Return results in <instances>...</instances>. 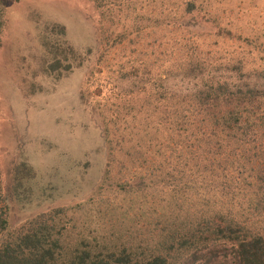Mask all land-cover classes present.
<instances>
[{
	"label": "rangeland",
	"instance_id": "rangeland-1",
	"mask_svg": "<svg viewBox=\"0 0 264 264\" xmlns=\"http://www.w3.org/2000/svg\"><path fill=\"white\" fill-rule=\"evenodd\" d=\"M112 1L113 5L100 8L91 0H5L8 25L0 49L2 187L7 191L14 168L27 162L34 170V185L42 203L32 211L24 206L20 211L19 203L15 204L16 224L55 207L87 201L95 193L91 185L84 191L81 187L100 180L98 165L103 169L109 156L110 146L105 145L102 134L104 119L110 116L107 110L114 112L132 101L138 109L143 101L153 102L154 112L150 117H138L143 122L126 123L128 129L123 126L120 133H112L111 140L119 136L124 147L113 143L116 162L109 183L129 181L135 187L147 177L151 188L144 194L157 197L164 190L170 193L163 187L165 177L159 178L161 173L177 169L192 183L205 182L209 187L215 179L232 184L235 190L264 188L260 181L264 172V123H247L244 115L237 132L227 133L226 126L216 122L226 115L228 107L222 111L203 108L198 99L214 78L238 82L241 74L236 69L243 65L252 85L258 82L255 80L264 72V0ZM190 1L196 4L192 14L187 13ZM55 24L65 28L75 50V54L63 53L66 56L61 65L74 60L82 63L69 72L61 68L53 73L49 69L59 55L54 50L47 52L39 39L48 25ZM127 31H131L128 40H116L118 34ZM83 93L92 95L87 106ZM160 95L165 98L159 99ZM258 99L264 101V95ZM94 106L100 107L102 114L92 112ZM238 107L241 110L240 104ZM72 126L91 128L92 136L88 140L82 131L85 143L80 144ZM130 132L139 144L148 147L138 150L145 158L137 159L132 167L131 156L123 151L132 148ZM58 143L72 145L73 152ZM68 159L70 165L66 167ZM123 163L124 170H118ZM120 191L108 190L99 206L110 201L114 223L119 225V214L126 213L131 227V218L143 216L144 209L139 208L131 192L126 195ZM202 195L218 202L219 207L228 201L217 193ZM243 198L240 195L236 200L241 206L231 207L237 206L234 213L248 207ZM179 204L191 205L193 211L202 207L201 198L194 192ZM155 209L160 210L158 205ZM255 213L244 212L260 228L247 230L264 233V212ZM175 215L180 217L181 227L190 225L186 214L178 211ZM180 226L173 228L179 231ZM132 237L128 236L127 242ZM172 258L173 264H195L188 253ZM232 261L230 257L227 263Z\"/></svg>",
	"mask_w": 264,
	"mask_h": 264
},
{
	"label": "trees",
	"instance_id": "trees-1",
	"mask_svg": "<svg viewBox=\"0 0 264 264\" xmlns=\"http://www.w3.org/2000/svg\"><path fill=\"white\" fill-rule=\"evenodd\" d=\"M91 1H94L100 8L113 2L112 0ZM194 3L191 1L187 3L188 14H192L196 10ZM7 7L5 0H0V49L3 45L4 30L8 25ZM130 35L131 31L120 33L116 40L124 43ZM39 39L47 52L52 53L54 50L56 52L54 54L59 55L55 64L49 66L53 73L61 68L69 72L82 66V63L76 64V60L67 66L61 65L66 56L63 54L64 52L75 54V50L71 46L73 41L66 38L63 26L48 25ZM245 69V65L236 69V72L241 75L238 76V82L236 81L234 84L214 78L215 82L213 80L212 85H208L198 97L199 104L203 108L211 106L222 111L224 106L228 107L225 111L226 115L218 118L216 122L217 125H225L227 133L234 130L236 133L238 124L245 118L247 123L251 121L254 123L256 120L264 123V101L258 99L261 94L264 95V85H262L264 84V72L255 80L258 82L252 85L251 77L245 74ZM109 86L111 87V85ZM85 94H82V100L87 106V98H92V95L89 94L86 97ZM102 95L98 94V96ZM117 98H119L118 95ZM158 98L163 99L165 96L160 95ZM229 98L230 100H227ZM143 103L141 109H138V105L132 101L114 112L107 110L110 116L104 119L102 134L103 137L105 136V145L110 146V148L108 147L109 156L104 163L105 166H102L103 169L98 165L99 169L96 172L99 174L100 180L89 182V185L81 187L83 191L87 190L86 187L89 188L90 185L94 187L95 193L91 194L87 201L83 200L76 205L69 204L67 208L55 207L16 224L13 211L16 207L15 204L19 203L20 211L23 206L32 211L42 205L38 201L39 195L34 185V170L27 162L17 165L13 173L10 174L7 191L2 187L0 172V264H173L171 262L173 255L174 258H177L186 253L191 255L195 264H213L216 261L219 264H228L227 260L230 257L233 260L232 264H264V233L250 232L249 230H258L260 226L255 224L254 219H250L244 214L247 210L254 214H256L255 212H264V188L257 187L256 191L248 190L252 192L235 190L236 188L232 184L215 179L214 184L209 187L205 182L192 183L191 179H188L183 175L184 173H181V170L177 169H174V172H160L159 178L165 177L163 187L164 189L168 187L170 193L168 190H164L157 197L144 194L151 188L147 177L141 178L140 183L135 187H131L132 183L129 181L122 182L121 180V182L109 183L114 173V162H116L113 143L115 141L121 149L124 147L119 136L114 141L110 137L114 132L120 133L123 126L128 129L129 126L126 123L143 122L138 117L152 115L154 112L151 109L153 102L143 101ZM238 104H240L241 110ZM147 107L149 108L147 109ZM95 110L102 114L100 107L94 106L92 112ZM227 116L230 117L227 118ZM86 128L81 130L78 126H72V130L75 132L74 136L79 139L80 144L85 143L82 131L88 135V140L92 136L91 128ZM249 128L252 129V127ZM131 133L128 142L132 148H124L123 151L131 156L133 161L130 162V165L132 167L137 159L144 160L145 156L141 151L148 147L145 144H139V139L134 138ZM93 136L95 137V135ZM74 139L68 140L73 141ZM57 145L67 147L73 152V149L70 148L72 145L68 143L65 145L58 143ZM56 149L58 150V148ZM65 162L66 167H69V159ZM123 168L124 163L118 170L123 171ZM76 177H81V175ZM260 181L264 182V172ZM115 188H120L126 195L131 192L133 198L137 197L140 203L138 204L139 208L144 209L141 213L143 216L131 218L133 221L131 227H129V217L127 218L126 213L119 212V214L117 212L119 225L114 223V209L109 206L110 201H106V206H99L103 195L108 190L113 192ZM193 192L202 201V207H196L194 211L191 205L185 207L179 204V202L189 199ZM204 192L207 195L217 193L219 198H225L228 201L222 200L224 207H219L218 202L213 203L202 195ZM240 195H243L248 207L244 206L245 210L234 213L238 211L237 206H241L236 202ZM259 196L261 198L259 200L251 199ZM95 205L100 208L96 209ZM156 205H158L159 211L155 209ZM233 205L237 206L231 209ZM178 211L188 216L187 219L190 221L188 227H181L178 224L180 217L175 215ZM108 214H111L109 216L112 217L111 219L108 218ZM100 224L101 228H98ZM173 226H175L174 228L180 226L179 231L174 230ZM128 236L134 237L127 242ZM133 240L137 242L135 245L130 244ZM187 264H191V262Z\"/></svg>",
	"mask_w": 264,
	"mask_h": 264
}]
</instances>
